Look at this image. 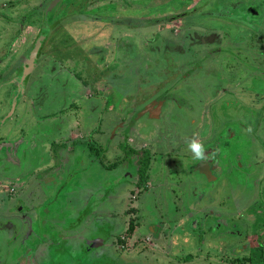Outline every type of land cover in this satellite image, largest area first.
<instances>
[{
    "label": "rangeland",
    "instance_id": "1",
    "mask_svg": "<svg viewBox=\"0 0 264 264\" xmlns=\"http://www.w3.org/2000/svg\"><path fill=\"white\" fill-rule=\"evenodd\" d=\"M50 1L0 0V212L7 195L21 192L15 177L35 174L26 192L36 199L45 186L57 193L61 178L60 206L110 194L103 209L115 214L109 224L118 219L115 232L125 227L124 244L95 260L68 243L44 264H264V0H60L49 12ZM42 30L37 67L19 96L15 69ZM160 95L179 105L142 113ZM45 113V127L69 115L80 129L73 139L84 141L71 154L85 162L77 186L72 170L35 172ZM192 140L215 159L213 177L200 172L206 160L187 148ZM55 157L60 168L63 156ZM23 254L13 262L39 264Z\"/></svg>",
    "mask_w": 264,
    "mask_h": 264
},
{
    "label": "crops",
    "instance_id": "2",
    "mask_svg": "<svg viewBox=\"0 0 264 264\" xmlns=\"http://www.w3.org/2000/svg\"><path fill=\"white\" fill-rule=\"evenodd\" d=\"M20 70H21V67L20 69L19 68L15 69V73L13 77L17 76L16 74ZM21 74L22 72L20 73V76L18 77L16 83H18L21 80L22 78ZM30 80H31V77L29 79H26V81L23 83V86L26 84L24 89L28 88ZM19 92L21 93L19 96H21L22 92L20 90ZM29 106H34V104H29ZM5 115H6L5 111L4 110L1 111L0 122L4 118H6ZM50 116H51V113L46 114L44 116V126L42 127L43 132L41 133V135L38 136L36 140V142L38 143L37 146L41 147L43 156L45 157H43L42 159L38 161L37 163L38 169L35 172H38V174H40L41 170H46L47 168L49 173L56 172L57 176L61 177L63 174V170L65 171L68 170V172L72 170V172L76 173L73 176L75 178L72 179V182H73V185L77 186L78 179L76 178V176H78L77 173L81 171L80 169L81 166L79 165L85 162H82L83 160L82 156H71V154L75 153L74 152L75 148L73 147H75L76 144L82 143L84 141L81 139H78V140H75V138L73 139L75 134H77L78 131L80 132V129L77 127L75 129H72L69 126V122L71 121V118H69V115L58 118L59 123L58 124L54 123L55 125H53V129L49 127H45L49 125V123H47V120L49 119ZM52 116H54V114H52ZM42 135L50 136L48 137L50 139H46V140L42 139L41 138ZM63 139H66L67 141L63 142ZM61 140H62V143H59V141ZM67 142L68 143L71 142V144H73L74 146L70 148L69 146H67L66 144ZM1 144L2 146H7V148L9 149L12 147V144L4 143V141ZM55 145H58L60 147L62 146V148L59 150H54L53 147ZM66 151H67V155H65ZM58 154L59 156H63L62 159L64 161V163L62 164L60 168L56 166L58 158L55 156H57ZM8 176L10 178V175ZM137 177L139 178V175H137ZM34 178H35V174L21 175V176L15 177L12 181L16 179H21L20 181V183L22 184L21 192L18 191V192L13 193L14 195H7V201H9L11 204H14V206L18 204H22L24 211H25V215L34 219V225L33 226L32 224L29 225L30 226L29 229H31V227H33V229L31 231H28L29 236L26 240L28 243V247H26L23 244L24 249L25 250L28 249V253H30L31 251L32 252L31 254H28L26 251H24L23 256L27 254L26 257H28L30 261L32 262L35 261L36 263L39 262V264H44L46 263L45 259L49 256V253L52 250L57 251V249L62 248V245L71 243L72 249L75 252H77L78 249H80V247H83L89 250L88 252L90 254L88 256L94 258L95 260H99L101 258L104 259V258L111 257L112 253L115 252V245L119 246V245L124 244V243H121V240H122L121 236L123 233H125V227L122 230H119L118 228L117 232H115V229L118 225V219L115 218L114 223L109 224L110 220L112 219L113 216H115V214L114 212L111 213L110 209L107 207L106 204H105L106 210L103 209L104 208L103 203L107 202V200H110L111 198L110 194L109 196H106L107 195L106 194L102 196L101 198L100 197L97 198V196L95 195L96 198L99 200L95 204H92V202L88 199V197L82 198L83 200H80V198H77L74 196L73 198H69L68 199L69 201H64L66 205L60 206V203L62 202L60 201V196L55 197V198L53 196H55L58 193L57 191L59 188L58 182L61 181V178H59L58 182L55 184V189H57L56 190L57 193L53 194V192L50 191L45 186L43 189H40L41 192L38 193L39 195L38 199H36L37 195H33V192L35 190L31 193L26 192L31 187ZM3 183H4L3 181L2 182L0 181V184H3ZM41 184L42 183L40 182V185ZM50 186L52 188L54 187L52 184ZM134 188H135V185L133 184L132 187L130 188L131 190L130 189L129 190L134 193V190H135ZM16 195H20V197L13 199L12 196H16ZM99 195H101V193H98V196ZM9 197H11V200ZM41 197L43 198L40 199ZM32 198H35V199H32ZM125 202H126V199L122 201V203H125ZM25 203H27V206ZM34 204H37V205L34 206ZM137 207L139 209V206H136V209ZM37 209L41 210L40 214L36 213ZM56 219L59 221H57ZM68 219L70 220V223L66 221ZM60 220H63V221H60ZM162 220L164 219L162 218ZM68 224H70L71 227L65 228L64 229L65 231H58L60 227H64L65 225H68ZM159 224H163V221L159 222ZM100 226L103 229V232L106 231V233L99 234L98 232H96V228H99ZM36 227H38L39 230H36ZM78 230L80 233L79 237L76 236V233ZM22 232L23 230L20 232V235L22 234ZM160 232H161V237H166V235L168 234L165 230L162 231V229ZM138 233H139V228L131 240L133 243L132 245H135L139 241ZM49 235H53L55 236V238L54 237L48 238ZM58 235L62 236V238H59ZM2 237H3L2 241L4 242L5 239L7 238L5 236H1L0 238ZM100 238H103V241H99ZM64 241H66L65 244H64ZM94 241L98 243H96V246L91 247L90 243ZM126 246H129L128 242ZM48 247H52V249L49 251L47 249ZM76 247H78V249ZM135 250H138V249H135ZM13 254L15 256L17 255L18 257V254H15V253ZM120 254L118 253L116 255H120ZM113 256H115V254ZM16 261L17 260H15V262Z\"/></svg>",
    "mask_w": 264,
    "mask_h": 264
},
{
    "label": "flooded vegetation",
    "instance_id": "3",
    "mask_svg": "<svg viewBox=\"0 0 264 264\" xmlns=\"http://www.w3.org/2000/svg\"><path fill=\"white\" fill-rule=\"evenodd\" d=\"M53 0L50 1V3ZM50 3L46 6L49 7ZM46 10H44L45 12ZM24 65V64H23ZM23 65L21 66V70L20 73L21 77L23 76L24 73V67ZM23 67V68H22ZM37 67V63L36 66L34 68V70L30 73L29 77L27 79H29L33 72L35 71ZM21 81V80H20ZM18 82V91L20 90L21 92H23L25 89V85L23 86L20 85L21 82ZM169 102L174 103L176 106L179 105V103H177V100L175 99V97L173 96H169L168 97ZM168 100L166 99L165 96H158L156 99L151 100L150 102H148L145 107L143 108V112H147L146 114H148L149 112L151 113H157L160 112L162 113L164 108L166 107V105L169 103ZM224 137V136H223ZM207 158L206 161H201V163L203 164H199L202 165V167H204V178H208L206 173L209 172V168L212 171V166H214V162L215 159H213V157L211 156V153L208 155L207 154ZM238 163V161H237ZM209 165V167H208ZM213 174V172H212ZM14 192V191H13ZM15 193V192H14ZM11 200V197H9ZM8 205V209L6 212H0V237L1 236H5L7 239H5V241L3 242V237L0 238V264H14L12 257H14L15 254H23L24 251H26L24 249V243L26 242L27 238H28V231H31L33 229V227L30 228L29 225L32 224V226L34 225V219L30 218L29 216L25 215V211L24 208L22 206V210L19 209L20 208V204L15 205L11 204L9 201L7 203ZM29 221V222H28ZM28 228V230H27ZM23 230L22 234L20 235V232ZM20 240V241H19ZM24 242V243H23ZM127 244L124 245V251H131V246H126ZM133 249V248H132ZM23 256V255H22ZM18 259H20V257H18ZM17 259V260H18ZM13 262V263H12ZM18 263V261H17ZM18 264H21L20 261Z\"/></svg>",
    "mask_w": 264,
    "mask_h": 264
},
{
    "label": "water",
    "instance_id": "4",
    "mask_svg": "<svg viewBox=\"0 0 264 264\" xmlns=\"http://www.w3.org/2000/svg\"><path fill=\"white\" fill-rule=\"evenodd\" d=\"M58 2H60V0H53L50 3L51 6L49 5L50 6L49 7V12L52 11L57 6V3ZM46 38H47L46 37V33L42 30L39 33V35H38L37 39L35 40V42L33 43L32 47H31V50L29 52V55L27 56L26 61H25L24 65H23V67H24V73H23V76L21 78V81H20L21 84L20 85H22L26 81V79L29 77L30 73L34 70V68L36 66V63L38 62V60L40 58L39 56H40L41 50L43 48V45H44V43L46 41ZM13 107L14 108H13L12 114L15 111L16 103H14ZM5 122H6V119H5ZM208 167H209V165H208ZM201 169L203 170L202 167H201ZM202 170L200 171L201 173H203ZM208 170H209V172L206 173L207 177L208 178L209 177H213L212 171L210 170V168ZM99 241H103V238H100ZM96 243H98V242H95L94 241V242L90 243V246L91 247H94V246H96Z\"/></svg>",
    "mask_w": 264,
    "mask_h": 264
},
{
    "label": "clouds",
    "instance_id": "5",
    "mask_svg": "<svg viewBox=\"0 0 264 264\" xmlns=\"http://www.w3.org/2000/svg\"><path fill=\"white\" fill-rule=\"evenodd\" d=\"M186 146L193 153L195 159L206 160L205 149L200 142L192 140Z\"/></svg>",
    "mask_w": 264,
    "mask_h": 264
},
{
    "label": "trees",
    "instance_id": "6",
    "mask_svg": "<svg viewBox=\"0 0 264 264\" xmlns=\"http://www.w3.org/2000/svg\"><path fill=\"white\" fill-rule=\"evenodd\" d=\"M143 179H144V176L143 177L140 176V180H143ZM135 229H136V222L132 220L131 223H130V226H129V234L130 233L133 234V232L135 231Z\"/></svg>",
    "mask_w": 264,
    "mask_h": 264
}]
</instances>
